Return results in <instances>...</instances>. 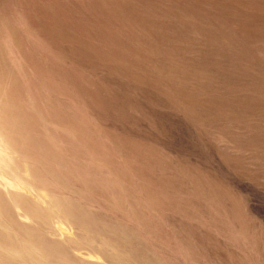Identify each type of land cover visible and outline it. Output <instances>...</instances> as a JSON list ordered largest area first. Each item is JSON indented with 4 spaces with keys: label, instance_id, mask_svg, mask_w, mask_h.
Returning <instances> with one entry per match:
<instances>
[{
    "label": "rangeland",
    "instance_id": "obj_1",
    "mask_svg": "<svg viewBox=\"0 0 264 264\" xmlns=\"http://www.w3.org/2000/svg\"><path fill=\"white\" fill-rule=\"evenodd\" d=\"M103 3L0 0V264H264V100L184 97L139 28L119 60Z\"/></svg>",
    "mask_w": 264,
    "mask_h": 264
},
{
    "label": "bare ground",
    "instance_id": "obj_2",
    "mask_svg": "<svg viewBox=\"0 0 264 264\" xmlns=\"http://www.w3.org/2000/svg\"><path fill=\"white\" fill-rule=\"evenodd\" d=\"M103 1H104L103 5L107 8L110 14L109 29H110V33L112 34L111 43L113 44L114 47H117L119 49L118 54L120 55L122 54L121 57H118L119 60H124L125 52H128L134 46L133 43L129 41V36L126 35L127 30L130 28L133 29V27L139 28V30L142 33L146 32L148 34L147 36L143 33L145 38L150 40L151 42L154 43L157 42L163 46L168 45L174 50L176 49L178 52H180L181 59L180 62L177 63V65H178V69L182 71V80L179 83V86L182 93L184 94V97L188 95L191 97L205 98V101H208L211 98L218 97L219 98L218 100L220 101L221 99L223 100L225 99L229 104L230 109L235 111L242 109L241 106L242 102L240 101L242 99H244L245 101V99L250 96H256L260 94V98L264 100V0H103ZM224 80L227 81L226 82L227 84H223ZM214 103L216 104L217 102L214 101ZM261 103L263 104V102ZM206 105L207 102L205 106ZM220 106H222V104ZM253 106H256L255 103L253 104ZM250 107L252 108V106ZM258 107H256L257 110L259 109ZM245 108L243 107V109ZM262 109L264 108L262 107ZM253 110L251 112H253ZM188 111L185 113H189ZM206 113L208 112L206 111ZM255 113H258L259 115L260 111ZM261 113L264 114V110ZM243 115L245 116V114ZM211 116L209 113V117ZM256 116L255 119L258 117ZM222 117L224 119V116ZM262 118H264V115ZM251 122L253 123L254 121L251 120ZM263 123L264 122H262L261 125ZM235 125H237V127L241 130L242 133L238 131L241 134H245L246 131L252 130V128L246 127L249 130L245 131V129L243 128L244 127L243 123L236 124L235 122L233 126ZM208 126L210 125H207V127ZM249 126L252 125L250 124ZM212 129L211 131L213 132ZM254 130L255 129H253V131ZM219 131L220 129L218 130V132ZM230 132H228V135ZM261 132L263 133V131ZM256 133L258 136L260 135L259 134L260 132L259 133L256 132ZM217 136H219V134H217ZM232 136L236 137V135H232ZM258 136L256 138L254 137L253 140L257 139ZM260 137H262V135ZM233 138L231 139L229 138V139L232 140ZM218 141H221V139L220 140L218 139ZM218 141L216 140L217 142L216 144L221 143ZM231 142L229 143L230 146L234 145L235 147V144L234 143L231 144ZM239 142L240 141L236 142V144ZM243 142H245L244 138H243ZM261 142L262 141H260V143ZM225 143L227 142L225 141ZM245 143L241 145H245ZM247 144L248 141L246 145ZM253 144H255V142ZM253 144L252 146L257 148V146ZM241 145L239 144V147ZM252 146L250 147L253 151L254 147L252 148ZM232 148L233 147H231L230 149ZM225 149L226 146L223 152L226 151ZM230 149L228 148L227 151L230 152L229 151ZM261 149L263 148L261 147ZM235 150L232 149V151L234 152L231 151L232 152L231 154L233 153L236 154L237 152L235 153ZM227 151L226 154H229ZM254 151L253 153H256ZM258 152L256 153V155L258 154ZM262 153L259 152V154ZM240 155L241 157H243L244 154H240ZM223 156L225 155L223 154ZM229 156H230V160H232V158L238 157L236 155H235L236 157L235 156L232 157L233 155H229ZM241 157L238 158L241 159ZM227 158L229 157L225 156L224 158L225 162L228 161L231 162L229 159L227 161L226 160ZM259 158L260 157H258V159ZM248 159L249 161L252 160L253 156L252 158H248ZM260 159L259 160L255 159V160L260 162ZM234 160H239V159H233V161ZM233 161H232V165L235 166L236 163L237 165H239L242 162V159L239 164L237 161H235L236 163L234 164ZM263 161L264 160H261L262 164L264 163ZM248 162L246 160L247 165ZM250 162L255 163V161H250ZM245 164H242V166L244 165V168L242 167L243 170L249 168V166L251 165L249 163L250 165H248V167H245ZM255 164L259 166L258 163ZM230 165L231 163L229 164V166ZM257 166H255L254 168H257ZM237 167L236 169L234 167V169L235 170L240 169V167L238 168ZM251 167L253 166H250V169H248V171L252 173ZM231 169H233V167H231ZM234 169L233 171H235ZM260 169H264V168L262 167ZM243 170L242 172L240 170H237V172H241V173L239 174L236 173V174L237 175L242 174L244 172ZM258 171L260 170L257 171L253 170V173L254 172L258 173ZM261 171L260 173H262L264 170L262 172ZM260 173H258V175H260ZM250 174L248 177H250ZM248 177H247L248 181L251 178H253V176L251 178ZM259 177L257 176L256 178ZM254 179H252V181L250 180L251 184L254 181ZM262 183H264V181L261 182V185Z\"/></svg>",
    "mask_w": 264,
    "mask_h": 264
}]
</instances>
